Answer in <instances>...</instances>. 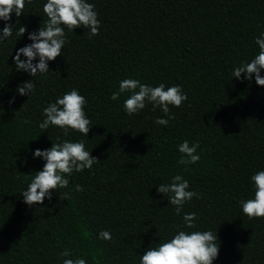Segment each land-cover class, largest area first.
Instances as JSON below:
<instances>
[{"label": "trees", "instance_id": "trees-1", "mask_svg": "<svg viewBox=\"0 0 264 264\" xmlns=\"http://www.w3.org/2000/svg\"><path fill=\"white\" fill-rule=\"evenodd\" d=\"M44 2L25 0L19 16L10 13L8 23L26 31L0 42V264H61L64 249L87 264H138L137 254L182 224L156 191L177 173L199 193L183 211L197 212L196 226L217 234L213 264H264V217L249 218L238 203L252 194L251 174L264 169V86L243 73L232 77L233 66L258 51L264 0H88L98 33L64 26L62 54L48 62V73L31 77L12 56L43 27ZM126 77L179 84L187 100L169 106L167 126L154 123L164 114L150 103L127 115L128 92L109 98ZM29 79L33 93L19 95L17 85ZM73 87L86 99L87 137L71 129L65 136L54 125L41 130L42 109ZM58 136L84 139L98 160L71 174L57 190L61 199L54 193L29 206L19 192L43 163L31 151ZM184 139L199 143L200 159L187 167L177 163ZM101 229L112 238L97 239Z\"/></svg>", "mask_w": 264, "mask_h": 264}, {"label": "clouds", "instance_id": "clouds-1", "mask_svg": "<svg viewBox=\"0 0 264 264\" xmlns=\"http://www.w3.org/2000/svg\"><path fill=\"white\" fill-rule=\"evenodd\" d=\"M25 0H0V42H4L12 36L15 30L19 37L25 33L24 26L16 27L9 24L10 13L19 16L24 7ZM47 19L43 27L28 33L30 43L19 47L12 56L17 71L27 72L31 77L37 74H46L49 70V61L61 55L66 43L64 26L73 31L74 27H86L89 35H96L99 31L100 21L95 5L88 0H45L42 6ZM258 51L249 60L240 61L232 68V77L249 80L254 78L257 85L264 86V31L254 38ZM35 81L33 79L22 81L16 87L19 95L33 93ZM128 92L123 100L122 108L125 114L139 113L150 103L152 108L159 107L164 116L155 119L156 125L167 126L173 118L169 106L180 107L187 100V94L179 84L165 86L164 83H141L140 80L126 77L118 82V88L110 94V99L116 101L120 94ZM15 97L9 100L14 101ZM85 97L75 87L57 95L54 101H49L42 109L43 119L38 122L41 130L50 125L57 126L65 136L69 130H75L87 137L91 127L90 118L84 111ZM167 117V118H165ZM44 132V131H41ZM45 149L36 148L31 151L33 159L39 158L42 167L31 173L26 187L19 193L23 202L29 206L33 203L41 204L45 199H51L53 194H61L58 189H66L69 186V177L72 173L91 169L97 162L95 156L85 148L84 139H61ZM198 141L191 144L187 139L182 140L176 147L181 154L177 163L185 165L195 164L200 159L197 152ZM252 194L247 199L238 201L240 210L249 218L264 217V169H260L249 177ZM75 191L82 190L79 184L74 185ZM157 193L167 197L168 204L173 206V213L180 217L182 224H177L168 237H161L158 242L151 243L139 256L138 264H213L219 250L218 237L211 229H200L196 226L197 212H185L183 206L194 196L199 198V193L189 186V181L177 173L169 178V182L156 185ZM68 192L63 193L67 198ZM162 197V198H163ZM97 239L110 240L111 233L107 229H101L96 234ZM63 257L61 264H87L83 256L72 257L68 249L60 252Z\"/></svg>", "mask_w": 264, "mask_h": 264}]
</instances>
